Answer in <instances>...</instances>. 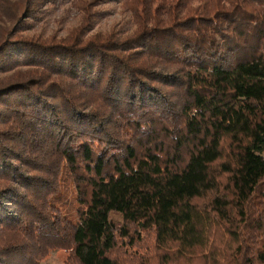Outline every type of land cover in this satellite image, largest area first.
Masks as SVG:
<instances>
[{
	"label": "trees",
	"instance_id": "1",
	"mask_svg": "<svg viewBox=\"0 0 264 264\" xmlns=\"http://www.w3.org/2000/svg\"><path fill=\"white\" fill-rule=\"evenodd\" d=\"M57 1L0 0V263L264 264V0H118L131 30L88 36L103 0H69L62 38L17 32Z\"/></svg>",
	"mask_w": 264,
	"mask_h": 264
},
{
	"label": "rangeland",
	"instance_id": "2",
	"mask_svg": "<svg viewBox=\"0 0 264 264\" xmlns=\"http://www.w3.org/2000/svg\"><path fill=\"white\" fill-rule=\"evenodd\" d=\"M16 1V0H12ZM96 15L90 31H106L109 28H117L118 30H128L132 28L131 19L128 10L120 5L118 0H103L95 7ZM31 18H25L27 27L21 31L23 35L38 36L44 38L46 36L53 38H62L67 34L72 27L75 26L78 12L75 10L69 0H58L57 2L40 4L31 15ZM3 22H0V29ZM130 29V30H129ZM1 33V30H0ZM151 236H144L143 245H140L138 251L145 252L152 248V241H149ZM66 251L61 248L48 249L45 256L38 260L35 264H66L65 263ZM148 259V258H147ZM123 264H138L135 258H125ZM149 264H154V260L148 259ZM19 260H14L12 264H19ZM1 264V263H0ZM185 264V263H184Z\"/></svg>",
	"mask_w": 264,
	"mask_h": 264
}]
</instances>
